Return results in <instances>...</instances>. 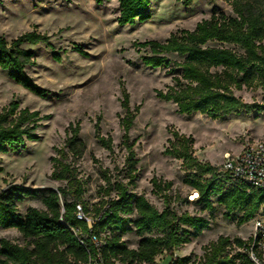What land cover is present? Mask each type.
I'll list each match as a JSON object with an SVG mask.
<instances>
[{"label":"trees","instance_id":"obj_1","mask_svg":"<svg viewBox=\"0 0 264 264\" xmlns=\"http://www.w3.org/2000/svg\"><path fill=\"white\" fill-rule=\"evenodd\" d=\"M101 3L110 0H93ZM191 0H185L188 4ZM234 15L213 11L206 19L196 23L192 30L181 29L163 41L135 42L138 49L148 54L141 63L150 68L169 67L172 73L177 66L179 74L171 76L165 90H155L157 98L171 102L179 114L199 113L219 120L228 115L248 113L251 109L264 111L263 105L247 104L235 92L260 89L264 94V0H226ZM119 25L144 22L150 18V0H117ZM43 43L52 47L48 35L27 31L7 42L0 35V70L29 93L45 98L49 92L37 85L25 72L32 65L33 52L23 44ZM86 56L87 53L76 47ZM55 60H59L54 54ZM180 58V61L172 59ZM264 97V96H263ZM118 123L123 130L121 143L126 149L123 179H114L100 170L106 183L109 198L94 208L91 228L75 217L80 204L89 216L83 199V186L78 178L76 162L86 149L79 136L80 123H70L63 145L54 149L50 157V178L65 182L57 189L38 190L22 184H9L0 189V228L16 229L23 244L0 238V264H154L162 253L172 254L209 227V221L186 211L178 213L171 206L169 191L171 181L153 176L152 193L163 197V208L158 210L142 194H135L137 159L134 141L128 131L139 111V105L130 108L129 95L121 88ZM46 115L19 102L10 101L0 109V154L38 139L37 128ZM94 137L106 150H112V138L103 135L99 117L94 125ZM170 137L163 153L181 161L186 172L183 183L197 193L195 202L203 209L213 210L211 198L223 206L224 216L237 224L251 221L259 212L264 216V192L245 187H226V178L218 167L201 162L193 155V138L176 129L169 130ZM113 193V196L110 194ZM25 198L39 199L43 210L28 207L24 213L17 204ZM133 232L138 237L136 248L127 247L123 236ZM105 234L102 243L97 239ZM247 240L219 236L203 247L200 264H252L244 250ZM233 248L230 253L228 249ZM189 257L175 258L171 264H188Z\"/></svg>","mask_w":264,"mask_h":264},{"label":"rangeland","instance_id":"obj_2","mask_svg":"<svg viewBox=\"0 0 264 264\" xmlns=\"http://www.w3.org/2000/svg\"><path fill=\"white\" fill-rule=\"evenodd\" d=\"M150 18L144 22L119 25L117 0L96 3L93 0H0V35L7 42L27 31L48 35L52 47L43 43L23 44L33 52L34 63L25 72L49 94L41 98L10 80L0 70V109L10 101L19 107L36 110L42 119L36 130V141L0 154V189L9 184H22L42 190L57 189L65 182L51 179L50 157L54 149L63 145L65 129L79 121V136L86 149L76 162L78 178L84 192L89 216L94 208L109 198L106 183L100 170H106L112 180L123 179L126 149L121 143L123 130L118 123L121 88L129 95V106L139 105V111L128 131L134 141L137 171L133 192L142 194L158 210L163 208V197L152 193L150 179L171 181L169 191L171 206L178 212L199 215L209 221V227L187 244L175 248L172 254L162 253L154 264H166L170 259L189 257L188 264H200L203 247L219 236L247 240L253 230L251 221L237 224L224 216V208L211 198L213 210L203 209L196 203L192 189L183 183L186 172L181 161L165 155L169 130L193 138V155L201 162L219 167L223 155L235 154L245 142L264 139V111L251 109L248 113L228 115L214 120L199 113L179 114L173 103L160 100L155 90H165L171 76L180 69L176 66L150 68L141 63V56L148 54L138 49L135 42L156 40L163 42L170 33L181 29L192 30L196 23L206 19L213 11L234 15L226 0H150ZM78 47L86 52L78 53ZM57 54L59 60L53 57ZM172 59L180 61V58ZM247 104H264V94L258 89L235 92ZM99 117L103 135L112 138V150L103 148L94 137V123ZM113 196V193L110 194ZM24 213L28 207L45 209L39 199L25 198L17 204ZM258 214H261L259 212ZM0 238L23 244L16 229L0 228ZM129 248H136L138 237L133 232L123 236ZM233 248L228 249L230 253Z\"/></svg>","mask_w":264,"mask_h":264},{"label":"built area","instance_id":"obj_3","mask_svg":"<svg viewBox=\"0 0 264 264\" xmlns=\"http://www.w3.org/2000/svg\"><path fill=\"white\" fill-rule=\"evenodd\" d=\"M218 170L226 178V187L239 186L245 187L247 190L256 189L264 192V139L245 142L240 151L235 154L226 152ZM196 197L197 193L195 196H189V199L193 200ZM75 207V217L85 221L88 228H91L94 222L92 217L84 213L80 204ZM251 222L253 230L247 239L244 250L252 264H264V216L257 214ZM103 238H105V234H102L99 239L95 236L92 237L96 246L102 243ZM174 259H170L166 264H171Z\"/></svg>","mask_w":264,"mask_h":264},{"label":"bare ground","instance_id":"obj_4","mask_svg":"<svg viewBox=\"0 0 264 264\" xmlns=\"http://www.w3.org/2000/svg\"><path fill=\"white\" fill-rule=\"evenodd\" d=\"M194 194L196 195V193H194ZM195 195H194V196H195Z\"/></svg>","mask_w":264,"mask_h":264}]
</instances>
